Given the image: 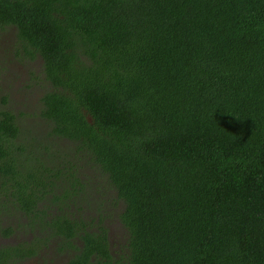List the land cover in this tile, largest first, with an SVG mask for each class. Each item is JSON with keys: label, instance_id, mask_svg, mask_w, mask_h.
<instances>
[{"label": "trees", "instance_id": "obj_1", "mask_svg": "<svg viewBox=\"0 0 264 264\" xmlns=\"http://www.w3.org/2000/svg\"><path fill=\"white\" fill-rule=\"evenodd\" d=\"M7 27L41 59L50 130L0 110V235L29 234L0 264L51 244L63 264H264V0H0Z\"/></svg>", "mask_w": 264, "mask_h": 264}, {"label": "rangeland", "instance_id": "obj_2", "mask_svg": "<svg viewBox=\"0 0 264 264\" xmlns=\"http://www.w3.org/2000/svg\"><path fill=\"white\" fill-rule=\"evenodd\" d=\"M44 81L41 72L40 57H36L34 60H26L17 55L14 42V28L7 27L5 29H0V110L8 109L15 114L20 127L21 136L26 140L30 138L43 140L47 138L46 133L50 130L48 123L39 113L41 107L40 97L48 88ZM5 94L7 98L3 100V98L6 97ZM58 145H68L70 147L65 139L59 141ZM71 153L72 151L68 153V156ZM76 153V156L79 157L78 159H74L76 161L84 156L82 152ZM69 158L73 159L72 156ZM82 166V170L86 171L88 167L87 162ZM107 192L108 191H105L103 194ZM113 196L115 197V201H113L109 192L98 199L101 200L103 209L108 212V216L105 218L106 220H103V225L107 227L106 230L111 250H117L119 244H121V246H125L123 251L127 252L126 244L128 232L118 219V214L123 207V200L117 199L115 194H113ZM109 198L111 202H108ZM90 200L92 201V199ZM90 200L88 204L91 203ZM98 200H96V202L99 204ZM109 205L111 209H108ZM83 206H85V204ZM87 206L84 207V210H76V212L82 213L83 215L86 214V218L88 217L87 214L91 216L94 214V209L91 210L93 204H91V208H87ZM70 207L71 209L76 208L78 204L70 205ZM1 212L2 211H0L1 225H8L4 220H9V222H7L9 224L12 222L11 224H13L16 218ZM95 229V227H92V230ZM28 237L29 234H24L23 232H15L13 235L7 237L0 235V245L3 243L13 244ZM63 252L64 250L57 253L54 249V245L51 244L49 249H43L37 255L26 257L11 264H63L69 258V254L63 256ZM59 256L63 257L60 258Z\"/></svg>", "mask_w": 264, "mask_h": 264}, {"label": "flooded vegetation", "instance_id": "obj_3", "mask_svg": "<svg viewBox=\"0 0 264 264\" xmlns=\"http://www.w3.org/2000/svg\"><path fill=\"white\" fill-rule=\"evenodd\" d=\"M108 202H111V199L109 198V201ZM108 209H110V205H109V208ZM103 210H105V209H103ZM104 220H106V219H104ZM104 227L107 229V227L104 225ZM106 234H107V230H106ZM107 239H108V234H107ZM108 242H109V239H108ZM4 244V243H3ZM109 248H110V250H111V245L109 244ZM67 254H68V252L66 251V250H64V252H63V256H67ZM63 256H59L60 258L61 257H63ZM58 259V258H57Z\"/></svg>", "mask_w": 264, "mask_h": 264}]
</instances>
